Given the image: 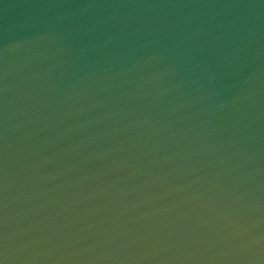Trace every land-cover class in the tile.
<instances>
[{
  "label": "water",
  "instance_id": "obj_1",
  "mask_svg": "<svg viewBox=\"0 0 264 264\" xmlns=\"http://www.w3.org/2000/svg\"><path fill=\"white\" fill-rule=\"evenodd\" d=\"M0 264H264V0H0Z\"/></svg>",
  "mask_w": 264,
  "mask_h": 264
}]
</instances>
